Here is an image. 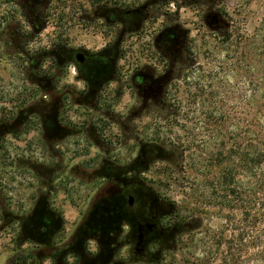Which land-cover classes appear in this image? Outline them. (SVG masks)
<instances>
[{"label":"flooded vegetation","instance_id":"obj_1","mask_svg":"<svg viewBox=\"0 0 264 264\" xmlns=\"http://www.w3.org/2000/svg\"><path fill=\"white\" fill-rule=\"evenodd\" d=\"M156 2L110 7L117 12L107 25H121V36L108 39L97 51L74 48L65 40L44 50L53 53L63 71L74 73L45 69L28 75L42 96L18 104L13 115L0 116V141L36 133L46 148L49 177L56 162L51 157L63 161L71 152L78 159L70 170L86 175L84 184L90 187L91 195L68 235L62 213L51 203L52 190L35 201L31 212L41 201L60 221L58 232L47 230L43 243H33L39 247L35 255L49 264H161L199 230L198 218L184 215L182 205L152 176L179 170L185 151L159 133L155 118L166 106L165 97L174 84L168 73L180 64L185 45H179L175 25L159 20L143 26ZM16 28L15 39L24 40L27 34ZM141 31L145 37H139ZM10 44L7 37H0V52ZM31 124L36 126L27 128ZM29 214L15 215L26 240L24 222Z\"/></svg>","mask_w":264,"mask_h":264},{"label":"rangeland","instance_id":"obj_2","mask_svg":"<svg viewBox=\"0 0 264 264\" xmlns=\"http://www.w3.org/2000/svg\"><path fill=\"white\" fill-rule=\"evenodd\" d=\"M143 1L0 0V33L3 32L0 37H7V41L11 42L10 47L0 52L1 118L6 113L13 115L18 104L36 101L42 96V90L28 81V75H40L45 69L51 73H74L67 69L63 71L61 66L56 65L53 53H43L44 50L54 49V43L65 40L74 48L97 51L108 39L121 36V25H107L106 20L117 12L111 11L110 7H124ZM153 1L157 2L149 10L143 26L158 24L159 20H163V24L175 25L173 29L179 36V45L188 46L179 54L178 67L168 73L174 76V84L165 97L166 106L155 115L164 137V123L172 116L179 118L178 123L189 126L193 122L191 118L197 116L202 119V110L208 103L202 106L199 98L193 104V93H201L203 88L205 93L215 91L222 96L226 90L221 80L227 81L228 85L238 82L239 72L235 67L233 71H228V65L235 64L243 50V43L236 42V33L244 31L250 35L264 25V0ZM14 28L27 34L22 36L24 40L15 39ZM228 31L235 32V35L229 42H223ZM139 37H145L143 31ZM132 47L135 49L137 45ZM211 73L216 78L209 84ZM222 73L235 75L228 80L221 78ZM224 84L228 87L226 82ZM233 101V104L238 102ZM237 116L244 117L239 123V127L244 129L246 120H251V114L233 113L230 120L234 122ZM34 118L36 116H32ZM31 125L27 128L36 126ZM199 131L201 139L209 135V132L208 135L203 132V128ZM216 139L218 142V135ZM217 147L212 144L204 152L216 151ZM183 148L184 158L179 170L152 176L171 198L182 205L184 215L192 214L198 218L199 230L177 251L168 253L161 264H224L225 241L235 233V230L225 227L228 210L208 199L203 200L209 194L201 183L203 169L196 170L198 166H190L191 150ZM74 157L71 152L62 157L63 161L59 157H51L56 160L51 179L45 170L46 148L36 133L24 132L19 137L6 136L0 141V264H49L42 255H35L39 247L21 235L15 215L29 214L37 198L51 189V203L62 213L68 235L91 195L90 187L84 184L86 175L77 169L70 170L72 163L78 159ZM198 186L195 191L194 187ZM234 213L240 217L239 210Z\"/></svg>","mask_w":264,"mask_h":264},{"label":"trees","instance_id":"obj_3","mask_svg":"<svg viewBox=\"0 0 264 264\" xmlns=\"http://www.w3.org/2000/svg\"><path fill=\"white\" fill-rule=\"evenodd\" d=\"M233 35L235 32L228 31L222 41L229 42ZM236 42L243 43V50L235 64L228 65V71L235 67L239 72L238 82L228 85L227 81L221 80L226 90L222 96L215 91L205 93L203 88L201 93H193V104L199 98L202 106L208 103L202 110V119L191 118L193 122L189 126L178 123L179 118L172 116L164 123L163 132L170 143L191 150L192 168L203 169L201 183L209 190L203 200L208 199L228 210L225 227L235 233L225 241L224 264H264V25L250 35L244 31L236 33ZM234 75L222 73L221 78L229 80ZM215 78L211 73L209 84ZM233 100L238 102L233 104ZM177 109H180L179 103ZM233 113L251 114L244 129L239 127L244 117H234L236 119L232 122ZM200 128L207 135L209 132L206 139L200 138ZM212 144L218 145L217 150L205 153L204 150ZM198 188L194 187V190ZM235 210H239V218ZM56 214L54 209L40 201L25 218L27 240L41 244L45 231L58 232L60 221Z\"/></svg>","mask_w":264,"mask_h":264}]
</instances>
